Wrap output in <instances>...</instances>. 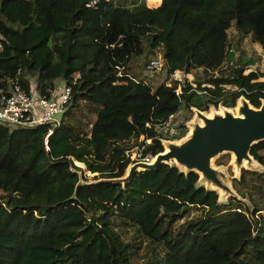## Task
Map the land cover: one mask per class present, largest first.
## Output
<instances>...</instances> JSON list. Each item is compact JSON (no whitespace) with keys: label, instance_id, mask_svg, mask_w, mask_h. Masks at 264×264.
<instances>
[{"label":"trees","instance_id":"1","mask_svg":"<svg viewBox=\"0 0 264 264\" xmlns=\"http://www.w3.org/2000/svg\"><path fill=\"white\" fill-rule=\"evenodd\" d=\"M90 1L12 0L29 6L23 21L11 19L3 10L7 0H0V89L3 74L17 75L40 95H51L63 81L72 89L48 147L50 124L0 122V264H264V226L255 217L264 210V172H241L239 183L248 188L236 190L249 196V210L231 196L217 204L213 190L194 186V172L167 163L135 172L124 186H76L75 164L101 177L121 175L129 146L107 169L94 162L101 140L147 136L154 154L163 148L158 137L183 134H165L156 125L182 106L206 108L202 96L231 105L243 94L258 105L264 67L248 68L258 59L233 52L238 38H229L227 29L248 36L264 57V0ZM159 47L167 77L195 68L204 77L195 86L169 78L153 87L126 71L133 57ZM80 98L98 110L89 130L77 134L63 116ZM249 152L264 165V140ZM246 173L260 187L247 183ZM256 190L260 196L253 199Z\"/></svg>","mask_w":264,"mask_h":264},{"label":"water","instance_id":"2","mask_svg":"<svg viewBox=\"0 0 264 264\" xmlns=\"http://www.w3.org/2000/svg\"><path fill=\"white\" fill-rule=\"evenodd\" d=\"M189 109L192 115L187 121V131L180 136L158 137L163 148L149 160L129 161L121 175L100 176L98 179L84 180L81 169H77L79 179L76 186L96 181L119 182L124 186L135 172L155 169L161 163H167L185 174L194 172V186L213 190L217 204H226L231 196L244 201L251 210L247 195L241 197L231 180L239 176L241 168L264 171V165L249 152L254 143L264 140V98L259 99L258 105H253L239 94L231 105L220 100L216 104L206 102V108L202 109L189 105ZM224 153L230 155L226 163L232 166L233 176L227 173L224 164L215 162Z\"/></svg>","mask_w":264,"mask_h":264},{"label":"rangeland","instance_id":"3","mask_svg":"<svg viewBox=\"0 0 264 264\" xmlns=\"http://www.w3.org/2000/svg\"><path fill=\"white\" fill-rule=\"evenodd\" d=\"M146 2L150 6H155L160 2V0H157V1L156 0H146ZM3 10L6 11L10 15L11 19L13 20L18 19V20L24 21L28 17L29 6L27 4H20V3L14 4L12 0H7V2L4 3ZM227 33H228L229 38H231L232 40H236L238 38L237 48L234 49L233 52L240 53L244 56H253V58L258 59L256 60L255 63H253V65H250L248 68L258 67L259 69H261L264 67V57L261 56L260 48L255 42L249 40L248 36H239V34L235 32L232 26L227 29ZM152 60H158L157 63L158 65H160V68L157 66L152 67V68L148 67L147 64H149ZM163 62H164V58L162 55V48L159 47L151 52H144L143 54L139 56L133 57L128 64V68H126V71H128L131 74L136 75L137 77L145 78L153 87H155L159 82L169 79V78H175L179 80L180 82L188 81L191 84V86H195L194 81L197 79L201 80L204 77L203 71L200 68L192 69L188 73H185L184 71L177 69L172 73V75L170 74L169 77H167V73H166ZM222 69L227 70L225 66H222ZM246 71L247 69L244 70V72ZM213 73L217 74L218 70L214 71ZM3 75L5 77H8L7 74L6 75L3 74ZM30 77L33 78L32 76ZM259 79L264 80V76L259 77ZM56 83H59V81H57ZM56 85L59 86L60 84H56ZM226 87L227 85L225 86V88ZM179 88L180 87H178V90ZM197 92L200 93L201 91L197 90ZM202 97H203V100H205L206 102H211L207 98H204V96ZM215 100H216L215 103H218L221 100V98L218 97ZM79 102H80L79 106L71 109L69 112H66L63 118L65 119L66 123L70 124V126L72 127V130L75 133L82 134L84 132L83 130H86L87 128L91 127L92 122L96 117L98 106L93 105L90 102H86L85 99L83 98H80ZM191 115H192V110H190L189 108L187 109L186 107L182 106L176 112V114L172 116V124L177 127L176 134H178L179 132L181 133V131H183V133L187 131V121L191 117ZM140 139H141V136H139L138 139L130 138L129 140H125V141H112L111 139L110 140L103 139L100 141L99 153L97 157L95 158L94 162L98 163L101 166L108 165V167L106 168L109 169L118 161L119 158L123 159V154L126 149L125 148L126 146L134 145ZM122 151H123V154H122ZM229 156L230 155L228 153L221 154L216 158L215 162H218V159L222 160L221 162H218V163L224 164V166L226 167L227 173L230 176H233L234 173L231 170L232 166L227 165L226 163L228 162L227 160H229ZM75 164L80 166V169L82 171V176L87 179H98V177H100L101 175V172L98 170L90 171L89 169H87L86 165L83 162L75 161ZM243 170L251 171L248 169L241 168L239 176L232 178L231 184L235 189L237 188L238 190H243V189L248 188V185L243 186V184L241 185L239 183L241 179V172ZM252 172H256V171H252ZM244 180H246L247 183L255 181L259 184V187H260V183L257 180H254L252 176L248 173L245 174ZM260 192L261 191H257V190L252 192L253 199H258L259 198L258 196H260ZM263 192H264V189H263ZM244 194H246V192ZM244 194L243 195L239 194V195L241 197H244ZM261 196L264 197V193ZM247 197L249 200L248 203L251 204V200L249 199L248 195ZM244 204L246 203L244 202ZM235 205H237V209H242L243 204H241V202H235ZM255 217L259 220L260 225L264 226V210L263 209L259 210L258 213L255 215Z\"/></svg>","mask_w":264,"mask_h":264},{"label":"built area","instance_id":"4","mask_svg":"<svg viewBox=\"0 0 264 264\" xmlns=\"http://www.w3.org/2000/svg\"><path fill=\"white\" fill-rule=\"evenodd\" d=\"M93 1L95 0L87 4H91ZM2 49L3 42L0 37V52ZM157 62L158 60H152L147 66L150 68L156 66L160 68ZM120 69L119 67L118 70ZM4 79L6 86L0 89V122L15 126L50 124L51 127H49L44 136V144L48 147V135L52 132V127L60 124L63 112L70 102L72 94L70 83L63 81L52 91L51 95L46 96L40 95L36 91L28 92L18 81L17 75L4 77ZM172 116L171 114L165 121L156 125L158 131L165 134L177 133V127L172 124ZM150 142V137L141 136V139L134 145L125 149L124 159H128L129 161L149 160L153 155Z\"/></svg>","mask_w":264,"mask_h":264}]
</instances>
